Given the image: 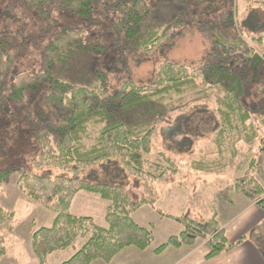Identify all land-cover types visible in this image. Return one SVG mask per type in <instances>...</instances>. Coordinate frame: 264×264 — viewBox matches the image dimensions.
<instances>
[{"label": "trees", "instance_id": "obj_1", "mask_svg": "<svg viewBox=\"0 0 264 264\" xmlns=\"http://www.w3.org/2000/svg\"><path fill=\"white\" fill-rule=\"evenodd\" d=\"M22 1L48 20L58 9L91 24L97 21L94 12L101 0ZM244 1L264 10V0ZM116 7L121 17L112 31L118 33L115 43L121 49L141 53L157 50L178 25L176 21L152 24V8L144 0ZM237 19L235 13L226 12L220 21H206L200 27L213 47L200 67L190 69L167 61L149 83L124 80L112 95L104 73H97L91 86L55 74L60 64L62 69L76 65L101 47L87 43L84 30L58 33L44 52L42 68L13 80L11 71L23 48H18L15 37H0V113L24 104L27 91L45 88L33 109L22 112L39 144V157L29 168L0 170V188L10 175L19 173L18 187L28 201L55 214L51 226L35 229L33 224L30 228L36 264H50L53 254L69 251L81 239V248L61 264H110L128 248H151L155 242L153 230L138 224L134 215L144 206L155 207L156 200L135 201L123 186L92 183L80 176L89 168L119 162L129 176L143 181L149 193L154 185L180 173L179 161L161 151L159 127L198 106L210 109L216 128L209 140L202 139L196 145L189 168L214 178L203 181L201 188L191 193L188 205L200 215L166 216L181 224L183 230L155 253L206 242L210 248L207 259L211 260L244 242L229 243L219 223V206L223 201L233 203L239 195L264 210V168L259 160L264 158V53L257 54L248 46L238 31ZM260 31L253 40L262 43L264 30ZM235 53L244 58L238 66L232 62ZM252 96L257 98L253 101ZM153 153L158 156V166L147 171L146 158ZM43 170L71 173L73 177L38 173ZM81 192L96 194L108 202L107 227L99 226L92 217L71 212ZM15 220L16 213L6 209L0 198V257L16 240ZM251 239L264 246V223L253 230Z\"/></svg>", "mask_w": 264, "mask_h": 264}, {"label": "rangeland", "instance_id": "obj_2", "mask_svg": "<svg viewBox=\"0 0 264 264\" xmlns=\"http://www.w3.org/2000/svg\"><path fill=\"white\" fill-rule=\"evenodd\" d=\"M134 1L101 0L94 12L97 21L90 24L58 9L53 11L52 19L48 20L40 16L36 10L29 9L22 0H0V37H15L18 48H23L11 71V80L22 74L37 73L42 68L44 52L58 33L81 29L87 34V43H95L101 47L91 58L81 60L76 65L62 69L60 64L55 74L91 86L96 74L104 73L109 79V93L112 95L119 90L124 80L149 83L160 66L167 61L187 65L190 69L200 67L213 52L212 43L204 36L200 27L206 21H220L226 12L235 13L238 17L236 20L238 31L248 46L257 54L264 53V40L262 43L253 40V37L258 36L256 33L264 30V10L253 8L244 0H144L152 8L150 17L152 24L176 21L178 25L171 38L157 50L141 53L134 52L131 48L121 49L115 43L119 35L112 31V25L121 17L116 6ZM207 32L212 35L209 30ZM242 60L244 58L236 53L232 57V62L237 66ZM44 89L27 91L24 104L9 107L0 113V170L16 166L29 168L39 157V144L22 112L33 109ZM251 98L254 101L257 97ZM215 128L216 120L210 109L203 106L191 109L181 118L177 115L171 117L159 127L158 141L161 151H167L179 161L180 173L167 178L161 184L154 185L152 192H147L140 178L129 176L119 162L89 168L80 179L92 183L123 186L135 201L144 198L155 199V208L147 205L134 215L140 225L153 230L155 235V242L151 247L153 250L165 243L170 236H176L183 230L181 224L166 216L182 218L185 214L200 215L199 210L190 209L191 205H188L191 193L197 192L203 181H211L214 177H204L192 171L189 168L191 162L189 157L197 152L196 145L202 139L211 138ZM259 160L264 168V158L261 156ZM158 162V156L154 153L147 156L145 169L154 171ZM38 173L53 178L61 175L73 177L71 173L58 170H43ZM19 177V173H13L0 188L2 205L16 213V240L9 243L7 253L0 257V264H36L30 228L33 224L35 229L49 227L55 218L51 211L28 201L18 187ZM183 183L191 186L179 185ZM107 206L108 202L98 195L81 192L75 198L71 212L76 216L92 217L99 226L107 227L105 220ZM220 207L223 208L224 204ZM232 215L235 213L232 212ZM83 243L84 240L81 239L69 251L53 254L49 258V263H63L79 250Z\"/></svg>", "mask_w": 264, "mask_h": 264}, {"label": "crops", "instance_id": "obj_3", "mask_svg": "<svg viewBox=\"0 0 264 264\" xmlns=\"http://www.w3.org/2000/svg\"><path fill=\"white\" fill-rule=\"evenodd\" d=\"M222 204H224L223 208L220 207ZM220 206L219 223L225 230L229 243L235 244L241 239H245L240 246L233 248L231 251L217 258L208 260L207 256L210 253V248L206 242H200L194 247H171L162 254L155 253L158 247L153 250L149 248L146 251H141L137 248H128L118 254L110 264H228L227 258L229 253L239 247L246 251L244 264H264V246L255 244L251 239L253 230L264 223V210L257 204L239 195L234 197L233 203L223 201L220 202ZM232 212H234L235 215H232ZM249 213L253 214L244 227L240 230H236L234 225ZM92 264L106 263L95 261Z\"/></svg>", "mask_w": 264, "mask_h": 264}, {"label": "clouds", "instance_id": "obj_4", "mask_svg": "<svg viewBox=\"0 0 264 264\" xmlns=\"http://www.w3.org/2000/svg\"><path fill=\"white\" fill-rule=\"evenodd\" d=\"M252 214L253 213H249L247 216L242 218L236 225H234L236 230L242 229L244 225L247 223V221L250 219ZM245 259H246V251L241 247L235 249L233 252H230L227 258L228 264H244Z\"/></svg>", "mask_w": 264, "mask_h": 264}]
</instances>
